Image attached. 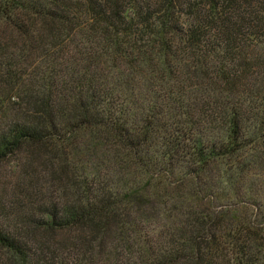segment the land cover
<instances>
[{
  "label": "trees",
  "instance_id": "16d2710c",
  "mask_svg": "<svg viewBox=\"0 0 264 264\" xmlns=\"http://www.w3.org/2000/svg\"><path fill=\"white\" fill-rule=\"evenodd\" d=\"M8 85L0 264H264V0H0Z\"/></svg>",
  "mask_w": 264,
  "mask_h": 264
},
{
  "label": "rangeland",
  "instance_id": "374dc122",
  "mask_svg": "<svg viewBox=\"0 0 264 264\" xmlns=\"http://www.w3.org/2000/svg\"><path fill=\"white\" fill-rule=\"evenodd\" d=\"M1 96L4 98L6 104H4L5 107H3L2 111H0V122L6 123V115L13 110L12 109V107H13V99L10 97L11 96V88L9 87V85L6 86V87H2ZM6 109L9 110V111L5 112ZM9 116L10 115H8L7 117H9Z\"/></svg>",
  "mask_w": 264,
  "mask_h": 264
}]
</instances>
